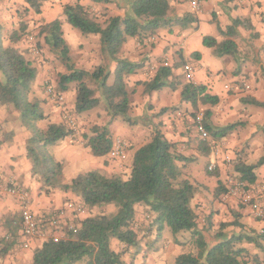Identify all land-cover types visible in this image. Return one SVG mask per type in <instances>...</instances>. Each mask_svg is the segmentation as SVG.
Wrapping results in <instances>:
<instances>
[{
    "label": "crops",
    "instance_id": "1",
    "mask_svg": "<svg viewBox=\"0 0 264 264\" xmlns=\"http://www.w3.org/2000/svg\"><path fill=\"white\" fill-rule=\"evenodd\" d=\"M77 1L102 22L112 16H124L132 0H106L99 4L93 0H51L45 2L41 12L36 14L37 18L42 19L39 25L60 20L64 33H79L66 23L64 16V7ZM193 1L197 2V8L193 7ZM23 7L28 10L24 0H0V26L6 47L12 45L8 32L15 29L17 22H28L26 15L21 13ZM27 12L32 13V10ZM169 15L172 19L191 15L196 22L184 28L173 25L159 30L153 37L129 38L120 53L121 59L141 66L126 79L131 92L129 116L136 124L130 126L121 117L110 124L114 145L117 142L126 145V159L112 158L110 154L95 157L89 148L72 145L70 138L54 146L52 155L63 162V179L66 183L92 170L109 177L118 175L129 179L136 152L152 139L158 129L175 145L176 151L186 157V161L178 163L183 176L199 186L192 206L198 215L199 230L209 248L233 235H260L264 232V218H256L251 208L242 204L243 190L234 186L239 182L234 164L238 157L249 166L258 164L264 158V0H172ZM236 22L239 24L236 25ZM230 28H233L231 32ZM89 37L96 38L100 43L99 36ZM204 37H212L219 44L233 41L237 46L235 54L216 55L215 49L204 46ZM27 43L24 37L13 46L31 61L26 54L31 47ZM99 48L100 54L92 55L90 49H84V62H91L89 56H94L93 63L96 59H100V64L104 63L101 44ZM186 65L194 72L193 83L206 86L207 92L219 99L216 106L200 105L195 110L190 104L182 102V86L179 83L189 82L184 70ZM165 66L172 69L168 84H174L177 88L173 90L169 86L160 91L146 92L144 84L151 82ZM116 69L117 63L114 62L110 65L111 73L114 74ZM41 78L38 74L32 87L39 98L45 100L40 88ZM63 95L75 100L76 90ZM45 109L48 118L38 123L41 129H46L50 123H64L60 113L50 106ZM207 110L211 112L207 122L213 129L212 133L232 127L225 136L217 139L209 133V156L199 149L198 143L202 139L196 130L195 119L203 116ZM101 112V119L97 118L98 113H86L90 116L87 124L106 126L110 122L109 113L105 108ZM30 138L31 132L23 126L20 112L0 104V176L4 182L15 181L30 193L31 208L38 222L43 229L53 233L48 226L50 217L58 210H72L70 205L80 202V199L72 193L55 191L46 195L41 191L27 157L26 147ZM207 164L214 165L213 172L206 171ZM254 174L257 176L254 184L240 183L246 191H260L264 205V165L259 166ZM220 183L227 192L217 195ZM104 209L107 213L116 210L112 205ZM98 210L95 208L93 213ZM20 217L18 201L0 193V240L12 235ZM67 217L66 220H70L74 215L68 212ZM85 218L80 215V219ZM134 229L141 243L132 259L135 264H175L180 255L196 254L198 251L191 233L173 235L166 228L160 234L154 215L145 205L136 206ZM18 235L21 243L25 242L22 228ZM259 241L261 248L253 243L242 244L249 253L250 264H264V240ZM30 242V249L14 246L0 264H33V251L41 246L42 240L35 238ZM124 261L131 262V257L126 255Z\"/></svg>",
    "mask_w": 264,
    "mask_h": 264
},
{
    "label": "trees",
    "instance_id": "2",
    "mask_svg": "<svg viewBox=\"0 0 264 264\" xmlns=\"http://www.w3.org/2000/svg\"><path fill=\"white\" fill-rule=\"evenodd\" d=\"M24 1L28 6L27 11L32 10L39 14L43 4L51 0ZM105 1L93 0L97 4ZM171 1L132 0L124 16H112L104 22L93 17L90 10L79 1L66 5V23L83 36L100 37L104 64L96 67L94 71L78 69L75 66L60 20L41 26L40 36L44 37L46 44L69 71L59 76L58 91L54 90V93L63 95L75 84L76 114L89 113L102 103L109 113L110 122L106 126H95L90 135H83L84 147L89 148L95 157L106 156L113 150L110 124L114 119L121 117L130 126L136 124L129 116L131 92L126 79L135 74L141 66L120 58L127 40L153 37L159 30L173 25L184 28L196 22L191 15L172 19L169 15ZM26 30V25L22 24L18 30L10 33L8 39L12 45L6 47L0 26V104L11 106L20 112L23 126L31 132L26 147L27 157L32 163V174L40 183L41 191L46 195L55 191L72 193L80 199V202L73 204L74 207L80 206L84 210L78 212L75 207L68 211L74 217L62 220L60 230L65 235L64 238L59 242L53 239L42 240L41 246L33 251V264H135L132 259L134 254L138 253L141 243L139 234L134 229V222L136 206L140 204L148 207L154 215V222L160 234L168 228L173 235L187 232L194 238L197 253L180 255L175 264H250L249 253L242 244L253 243L261 248L259 240H264V232L254 236L233 235L230 239L209 248L199 230L198 215L192 206L199 186L183 176L178 163L186 161V157L177 152L175 145L158 129L152 139L136 152L129 179L118 175L109 177L98 170H92L78 175L70 183L64 181L63 162L57 161L51 150L74 133L64 123H50L46 129L38 126L39 122L48 118L42 101L30 98L38 69L13 46L24 39ZM232 30L233 28H230L229 32ZM203 43L204 46L215 49L218 56L233 55L237 47L231 40L219 44L212 37H204ZM196 56L199 58L200 55ZM114 62L117 63V69L112 74L110 65ZM171 76L172 69L168 66L162 67L151 82L144 84L146 92L160 91L169 86L175 90L177 86L167 82ZM179 86H182V102L190 104L195 110H198L200 105L216 106L219 103V99L211 96L204 85L187 82L179 83ZM98 92L100 96H97ZM210 116L211 112L205 111L203 123L207 131L212 133L213 129L207 122ZM231 128L216 131L212 136L215 139L223 137ZM198 144L202 154H211L208 140H199ZM262 165L264 158L258 164L249 166L238 157L234 164L239 176L237 181L254 184L257 177L254 171ZM222 192L227 190L220 183L216 194L220 195ZM110 205L116 209L113 213L92 212V209H102ZM58 212L59 210L56 213ZM80 215L86 218L80 219ZM19 221L12 235L0 240V261L14 246L22 247L18 235L22 228L21 217ZM53 231V235L60 233L58 230ZM113 245H119L120 249L116 251ZM126 255L131 257V262L124 261Z\"/></svg>",
    "mask_w": 264,
    "mask_h": 264
},
{
    "label": "rangeland",
    "instance_id": "3",
    "mask_svg": "<svg viewBox=\"0 0 264 264\" xmlns=\"http://www.w3.org/2000/svg\"><path fill=\"white\" fill-rule=\"evenodd\" d=\"M21 13L23 15H26L25 16L27 18L26 21L28 22L27 23L17 22L15 29H12L8 32V37L10 33H12L15 30H18L22 24L26 25L27 30L25 32V39H27V42H28L27 45L31 46L28 39L30 37H33L34 44L37 45L39 55H33L31 53V49H30L31 47L27 49L26 54L30 56V60L32 59L31 60L32 63L38 69V74L42 76L41 78L42 84L40 85V88H41L43 96L46 97L45 100L40 99L32 87V93L30 95V98L38 99L42 101L45 113H46L45 107H48V106L54 109L55 112L60 113L61 114L60 116L63 119L64 124L67 125V127L70 128L74 133V135L70 137V139L73 140L72 145H78V146L83 145L84 146L83 135L84 134L90 135L92 128L95 127V126H92L91 123L87 124L90 121V116H88L87 114H83V115L76 114V111L74 108V105H75L74 97L72 98L71 96L63 95L64 101L62 104H60L49 93L50 88L53 91L54 90L58 91L59 76L62 74H66L69 71L67 67L60 61L58 56L54 54L52 52V49L46 44L44 37L40 36L41 26L44 25V23L39 25L40 23H42V19L37 18L36 13L34 11H32V13L27 12L24 7L21 9ZM64 38L67 41L71 49L70 55L73 59V62L75 63V66L78 69L94 71V69L98 67L97 65L100 64V61H99L100 59H96V61L93 63L94 56H89L88 54L87 55L89 56V58H92V61L91 62L87 61L88 63H85L83 59L84 49H90L91 50L90 55L94 53L100 54V48H99L100 43L98 40H96V38L89 37V36H83L80 33L76 34V33H71V32L64 33ZM101 64L103 65L104 63L101 62ZM74 90H76L75 84L71 85V88L68 91V95L71 93H74ZM97 96H100L99 92L97 93ZM103 108H105L104 103H102L98 108H96L95 110L89 113H98L97 118L101 119L102 118L101 109ZM209 167H210V164H207L205 167L207 172H210ZM93 210L94 209H92V212ZM102 212L107 213V210L102 208V209H99L95 214L102 213ZM113 249L118 251L120 249V246L116 247L115 245H113Z\"/></svg>",
    "mask_w": 264,
    "mask_h": 264
},
{
    "label": "built area",
    "instance_id": "4",
    "mask_svg": "<svg viewBox=\"0 0 264 264\" xmlns=\"http://www.w3.org/2000/svg\"><path fill=\"white\" fill-rule=\"evenodd\" d=\"M193 7L197 8V2H192ZM28 41L31 44V53L33 55H39V51L37 49V45L34 44V38L30 37ZM186 79L189 82H193L194 80V72L189 65L184 67ZM50 95L53 96L60 104L63 103L64 98L63 95H56L54 91L49 89ZM196 130L199 133L200 137L204 140H208L210 138V134L204 126L203 116L199 115L196 119ZM112 158H118L121 160L126 159V145L121 142L115 143L113 150L110 153ZM214 165H210L209 170L211 172L214 171ZM236 189L243 190V195L241 197V202L244 205H248L256 218L262 219L264 218V205L262 201V193L260 191H246L244 186L238 182ZM0 193L5 194L9 198L16 199L20 206L21 218H22V235L25 239V242H22V247L24 249H29L30 241L35 238H39L41 240L53 239L55 242H59L64 238V234L62 233L61 225H63L62 220L68 219L67 214L68 211L62 210L58 213H55L48 220V226L53 230L60 231L59 235H53L50 231L43 229L42 225L38 222L36 216L33 213L31 208V196L28 191H26L21 185H19L15 181L4 182V180L0 176ZM78 212H83L84 210L80 206H75ZM74 205H70V208H75Z\"/></svg>",
    "mask_w": 264,
    "mask_h": 264
}]
</instances>
